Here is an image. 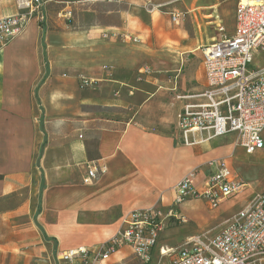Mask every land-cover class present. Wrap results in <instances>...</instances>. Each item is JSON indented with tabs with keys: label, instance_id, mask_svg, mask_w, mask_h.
Returning <instances> with one entry per match:
<instances>
[{
	"label": "crops",
	"instance_id": "1",
	"mask_svg": "<svg viewBox=\"0 0 264 264\" xmlns=\"http://www.w3.org/2000/svg\"><path fill=\"white\" fill-rule=\"evenodd\" d=\"M190 1L186 12L173 10ZM10 2L7 11L0 9V19L17 13L15 0ZM172 2H51L0 52V264H63L61 252L104 243L137 209L155 207L163 219L175 210L187 222L163 221L149 263L123 245L99 264H171L183 242L201 232L189 227L197 201L175 207L174 188L194 169L198 181L212 174L215 162L224 158L211 157L215 139L185 146L175 124L184 104L178 96L205 89L204 69L203 85L195 90L180 86L183 65L170 77L145 79L153 70L176 68L184 54L199 52L202 59V48L220 38L217 28L225 24L218 0ZM161 4L172 11L149 14L148 5ZM195 5L208 6L216 33L197 46L186 41L184 22L199 9ZM102 8L109 10L106 16L88 15ZM176 12L183 18L174 24ZM106 34L131 35L138 42ZM80 75L96 84L82 89ZM167 95L173 104L160 103ZM157 104V124L164 120L160 111L173 108V135L151 128L146 115ZM93 163L106 172L85 183Z\"/></svg>",
	"mask_w": 264,
	"mask_h": 264
},
{
	"label": "built area",
	"instance_id": "2",
	"mask_svg": "<svg viewBox=\"0 0 264 264\" xmlns=\"http://www.w3.org/2000/svg\"><path fill=\"white\" fill-rule=\"evenodd\" d=\"M56 1L15 0L17 13L0 19V52L40 16L45 6ZM173 1L172 4L184 2ZM165 6L148 5L147 10L153 13ZM235 15L234 32L230 34L220 25V38L202 48L206 87L195 95L178 96L184 104L175 127L187 147L233 134L236 147L253 155L264 149V66L256 69L253 61L256 52H264V0H239ZM171 17L174 24L183 18L179 12ZM114 36L124 42H138L131 35L105 37ZM78 81L82 89L96 84L82 75ZM214 165L212 174L200 181L195 169L182 178L174 188L175 207L187 200L205 199L214 209L245 192L247 184L235 176L226 159H218ZM105 172L104 165L90 164L85 183L99 179ZM170 217L177 223L187 222L175 210L168 211L163 219L162 211L155 207L137 209L124 217L122 226L109 240L93 248L80 246L63 251L59 260L63 264H99L127 245L144 263H149L165 227L163 221ZM176 253L171 264H264V189L253 195L215 237L191 236Z\"/></svg>",
	"mask_w": 264,
	"mask_h": 264
},
{
	"label": "rangeland",
	"instance_id": "3",
	"mask_svg": "<svg viewBox=\"0 0 264 264\" xmlns=\"http://www.w3.org/2000/svg\"><path fill=\"white\" fill-rule=\"evenodd\" d=\"M218 1L222 3V7L220 8V15L223 19V23L225 24L226 28L228 30L235 28L234 26H236V18H234V16L232 15V9L236 0ZM191 2L192 1L188 2V5L185 3L178 4L176 7H173V10L178 9L181 12H186V9L191 5ZM10 4V0H0V9L2 11H7L10 8ZM195 6H197L199 9L196 10L194 13L186 16L184 22L185 29L187 32H189L186 41L190 44H194L195 46H197V42L199 44H206L207 40L209 41L212 37L215 36L216 33L214 31V26L209 23L212 19L207 16L209 13V8H207L208 6ZM161 10L172 11V6L161 8ZM108 11L109 10L107 8H102L98 9L95 12H89L90 14L88 15H93L94 17L98 18V16L100 15L106 16L108 14ZM144 16V18L147 19L146 22L148 23L149 21L147 18V14L144 13ZM180 61L181 62L178 63V66H173L176 68H173L169 72L153 70L152 74L149 75L145 80L147 81L156 78L163 79L170 77L174 75L175 72L178 71V69L183 65L182 73L184 77L180 83V86L186 88L187 90H195L200 88L203 85L204 81L203 65L200 53L195 52L193 54H184ZM253 61L254 68L257 69L263 67L264 52H256ZM150 66L152 67V65ZM164 98L160 101V103L168 102L169 105L173 104L174 101L173 99H171V97L167 95ZM158 107L159 104H157V106H155L154 108H150L146 115V118L150 120L151 128L161 131H167V133L173 135V120H170L172 114H174L173 108L171 109V111L161 110L160 116L164 120H159L160 122L157 124L153 121V119L155 117V113H159V110H157ZM160 107L163 109L162 106ZM234 139V135H228L226 138L215 139L212 142V145L217 150L215 153L211 154V157H223L224 159L226 158L227 162H229L231 165L232 172L241 182L247 184V189L242 195L231 197L228 200L224 201L219 207L214 209L211 208V205H209L205 199L195 200L197 201L195 204L199 207L193 214V218L190 219L192 221V224H189V227L195 229L194 232L200 230L201 232L199 234L204 235L207 238L215 237L216 234L223 230V228L227 225V222H229L230 219H232L236 215V213H238L244 207L246 202L253 195L260 193L261 190L264 189V149L259 150V152L255 153L254 155H247L244 151H242L241 148L236 147ZM176 225L182 224L176 223ZM45 260L46 259H42L39 262L44 261L43 263H49V261Z\"/></svg>",
	"mask_w": 264,
	"mask_h": 264
}]
</instances>
